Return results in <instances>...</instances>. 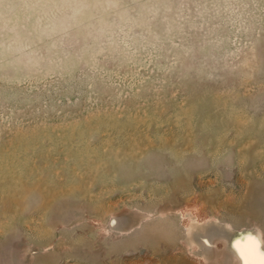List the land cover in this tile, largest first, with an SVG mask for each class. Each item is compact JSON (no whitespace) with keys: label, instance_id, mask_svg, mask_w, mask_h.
Instances as JSON below:
<instances>
[{"label":"rangeland","instance_id":"rangeland-1","mask_svg":"<svg viewBox=\"0 0 264 264\" xmlns=\"http://www.w3.org/2000/svg\"><path fill=\"white\" fill-rule=\"evenodd\" d=\"M264 252V0H0V264H242Z\"/></svg>","mask_w":264,"mask_h":264},{"label":"snow or ice","instance_id":"snow-or-ice-1","mask_svg":"<svg viewBox=\"0 0 264 264\" xmlns=\"http://www.w3.org/2000/svg\"><path fill=\"white\" fill-rule=\"evenodd\" d=\"M232 247L242 264H264V252H261V245L253 235H242Z\"/></svg>","mask_w":264,"mask_h":264},{"label":"bare ground","instance_id":"bare-ground-1","mask_svg":"<svg viewBox=\"0 0 264 264\" xmlns=\"http://www.w3.org/2000/svg\"><path fill=\"white\" fill-rule=\"evenodd\" d=\"M255 238L259 241V243L262 242V238L261 236L257 233V235H255ZM235 251V250H234ZM236 256L239 258V256L237 255V253L235 252Z\"/></svg>","mask_w":264,"mask_h":264}]
</instances>
